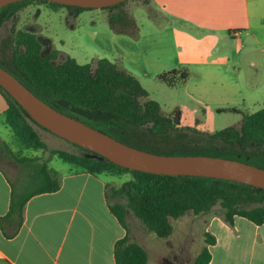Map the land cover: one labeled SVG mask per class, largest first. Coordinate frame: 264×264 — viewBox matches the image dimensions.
<instances>
[{
	"label": "rangeland",
	"instance_id": "obj_1",
	"mask_svg": "<svg viewBox=\"0 0 264 264\" xmlns=\"http://www.w3.org/2000/svg\"><path fill=\"white\" fill-rule=\"evenodd\" d=\"M258 5L263 6L264 1L258 0ZM160 19L162 18L157 9L150 4L146 5V0H127L111 7L80 10L31 1L24 4L13 18L0 25V63L3 64V68L6 66V69L13 70L10 56L17 31L33 33L41 44L42 55L55 53L52 63L69 56L80 64L90 62L94 67L97 59L107 58L115 62L120 71L131 74L139 80L149 93L148 97L142 98L141 101L149 98L156 100L160 104V113L170 117L175 126L164 137L151 139L150 143H156L158 145L156 147L147 143L150 139L145 136L144 127L125 125L124 131L127 134L114 133L112 137L129 146L156 154L220 156L264 168V145L260 149L247 145L244 153H250L253 156L251 158L241 153L217 152L209 146L230 147L219 140L210 139L209 134L232 125L239 127L245 114L261 108L264 96L260 97L262 99H257L259 102H255V97L263 87L249 90L244 81V76L246 78L249 74L245 72L244 67L239 70L228 67L223 73L233 78L234 76L241 78L239 89L242 93L237 95L234 91L231 92L225 102L220 100L218 81L216 79L203 81L204 72L196 69L197 65L187 70L188 78L185 80L174 72V68L186 72L182 65H173L159 72L157 71L159 68H151L170 58L167 55L164 57L165 60H160L158 59L160 53L156 54L161 41L158 37L159 33H167L171 25V21H160ZM163 41L167 47L169 41L167 35ZM181 45L183 52H186L188 45L182 41ZM191 46L198 51L201 50L202 45L193 43L190 48ZM204 49L206 53L202 51L194 55L205 57L209 54L207 51L209 48L204 47ZM261 54L263 53L260 51L259 55ZM142 56L150 58L149 61L143 62ZM256 68H258L257 57L256 65L252 70L247 69L257 73ZM29 123L45 143V148L23 150L17 147L9 129L0 125V163L4 167H11L9 161L21 160L20 165L22 164L21 168H23L21 179L24 180L22 183L16 181L17 179L14 181L17 191L23 183L27 192L47 184L49 182L47 176L53 173L54 169L69 170L70 166L63 163L58 155L51 151L61 150L75 154L83 152L71 142L31 121ZM131 176L130 172L120 176L102 174L108 182L109 189L119 188ZM117 200L124 202V199L118 198H112L111 202ZM212 216L223 218V210L219 205H215L208 213L194 214L187 211L178 219L171 218L173 232L165 239L149 232L132 212L126 217L125 227L131 240L150 244L146 247L148 264H194L195 257L207 246L204 228ZM154 241L161 247L152 245Z\"/></svg>",
	"mask_w": 264,
	"mask_h": 264
},
{
	"label": "crops",
	"instance_id": "obj_2",
	"mask_svg": "<svg viewBox=\"0 0 264 264\" xmlns=\"http://www.w3.org/2000/svg\"><path fill=\"white\" fill-rule=\"evenodd\" d=\"M149 4L157 9L163 19L160 21H171L169 31L158 35L161 41L156 53H160V60L167 55L170 58L157 66L152 61L151 68H159V72L182 65L186 72L180 68H174V72L185 80L187 70L197 65L195 68L204 72L203 81H218L220 100L226 102L233 91L241 95L242 80L223 72L228 67L233 70L244 67L249 74L244 76L245 85L249 90L263 87L255 102L262 99L264 5L259 6L258 0H146V5ZM166 35L167 47L163 41ZM180 38L188 45L186 52ZM193 43H201V50L190 48ZM204 47L209 48L208 55H194L206 53ZM260 51L263 54L259 55ZM256 57L257 73L247 69L256 65ZM149 59L145 56L142 61ZM262 103L264 106L263 99ZM6 108L7 102L0 92V115ZM0 125L7 128L1 119ZM20 161H9L11 167L0 163V264H116L114 245L125 236L126 230L109 209L106 196L109 186L102 175L57 168L47 176V184L27 192L23 183L17 191L14 181L24 180ZM55 184L58 186L53 189ZM13 196L27 197L21 212L10 211ZM204 232L215 239L208 245L207 264H264V223L255 224L243 216H234L229 224L219 216H212ZM136 241L145 250L150 245ZM152 245L159 244L154 241Z\"/></svg>",
	"mask_w": 264,
	"mask_h": 264
},
{
	"label": "trees",
	"instance_id": "obj_3",
	"mask_svg": "<svg viewBox=\"0 0 264 264\" xmlns=\"http://www.w3.org/2000/svg\"><path fill=\"white\" fill-rule=\"evenodd\" d=\"M31 1L65 6L46 0L14 2L0 8V25L13 18L24 4ZM54 57L55 53L42 55L41 44L33 33L17 31L10 56L13 70H7L52 107L110 136L114 133L127 134L124 131L125 125L144 127L145 136L150 139L147 143L156 147L158 145L150 141L159 136L164 137L175 128L171 118L160 113V105L156 100L141 101L148 97L141 83L133 75L120 71L109 59L99 58L93 67L90 62L80 64L69 56L52 63ZM0 92L7 102V108L0 119L12 133L17 147L23 150L45 148V143L29 121L47 129L36 123L1 86ZM209 137L230 146L209 145L217 152H235L253 157L250 153H244L245 147L250 144L260 149L264 145V106L245 114L239 127L228 126L210 133ZM76 146L83 152H51L68 164L71 172L109 176L130 172L132 175L119 188L108 187L106 193L110 211L126 230L125 236L114 245L116 264H146L148 259L146 250L130 239L125 227L130 212L149 232L163 239L173 232L171 218L178 219L187 211L194 214L208 213L215 205L223 210V219L229 224L233 223L234 216H243L255 224L264 223V189L219 178L131 170ZM57 186L55 184L53 189ZM112 198L124 199V202H111ZM26 200L27 197L21 199L13 196L10 211L18 209L21 212ZM204 235L207 246L195 257L194 264H207L210 260L208 245H212L215 239L208 232H204Z\"/></svg>",
	"mask_w": 264,
	"mask_h": 264
},
{
	"label": "water",
	"instance_id": "obj_4",
	"mask_svg": "<svg viewBox=\"0 0 264 264\" xmlns=\"http://www.w3.org/2000/svg\"><path fill=\"white\" fill-rule=\"evenodd\" d=\"M22 0H0V8ZM65 6L106 8L127 0H46ZM0 86L39 125L119 166L154 174L219 178L264 189V168L220 156L163 155L129 146L52 107L0 66Z\"/></svg>",
	"mask_w": 264,
	"mask_h": 264
}]
</instances>
